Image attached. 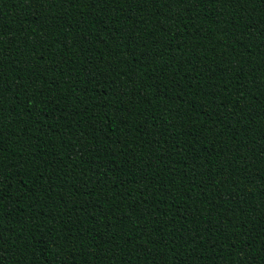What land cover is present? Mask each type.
Masks as SVG:
<instances>
[{
    "label": "trees",
    "instance_id": "16d2710c",
    "mask_svg": "<svg viewBox=\"0 0 264 264\" xmlns=\"http://www.w3.org/2000/svg\"><path fill=\"white\" fill-rule=\"evenodd\" d=\"M0 264H264V0H0Z\"/></svg>",
    "mask_w": 264,
    "mask_h": 264
}]
</instances>
